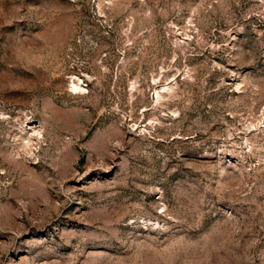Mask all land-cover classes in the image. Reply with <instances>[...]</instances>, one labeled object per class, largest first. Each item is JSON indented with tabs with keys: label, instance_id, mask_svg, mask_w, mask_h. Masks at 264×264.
Here are the masks:
<instances>
[{
	"label": "rangeland",
	"instance_id": "rangeland-1",
	"mask_svg": "<svg viewBox=\"0 0 264 264\" xmlns=\"http://www.w3.org/2000/svg\"><path fill=\"white\" fill-rule=\"evenodd\" d=\"M0 264H264V0H0Z\"/></svg>",
	"mask_w": 264,
	"mask_h": 264
}]
</instances>
